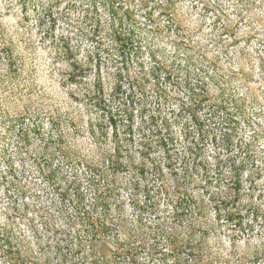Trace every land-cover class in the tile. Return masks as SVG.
<instances>
[{
    "label": "rangeland",
    "instance_id": "rangeland-1",
    "mask_svg": "<svg viewBox=\"0 0 264 264\" xmlns=\"http://www.w3.org/2000/svg\"><path fill=\"white\" fill-rule=\"evenodd\" d=\"M0 264H264V0H0Z\"/></svg>",
    "mask_w": 264,
    "mask_h": 264
},
{
    "label": "trees",
    "instance_id": "trees-1",
    "mask_svg": "<svg viewBox=\"0 0 264 264\" xmlns=\"http://www.w3.org/2000/svg\"><path fill=\"white\" fill-rule=\"evenodd\" d=\"M195 121L199 123V118L195 116ZM201 128V127H200ZM163 254H166L165 252Z\"/></svg>",
    "mask_w": 264,
    "mask_h": 264
}]
</instances>
